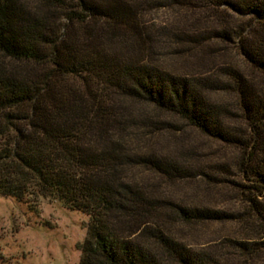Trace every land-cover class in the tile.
<instances>
[{"label": "trees", "instance_id": "16d2710c", "mask_svg": "<svg viewBox=\"0 0 264 264\" xmlns=\"http://www.w3.org/2000/svg\"><path fill=\"white\" fill-rule=\"evenodd\" d=\"M0 196L86 214L80 264H264V0H0Z\"/></svg>", "mask_w": 264, "mask_h": 264}, {"label": "rangeland", "instance_id": "374dc122", "mask_svg": "<svg viewBox=\"0 0 264 264\" xmlns=\"http://www.w3.org/2000/svg\"><path fill=\"white\" fill-rule=\"evenodd\" d=\"M154 16L161 20L177 18L170 10ZM185 137L200 149L203 159L213 158L223 150V145L197 131L189 130ZM159 139L161 148L168 150L171 145L164 142L165 138ZM88 223L86 214L60 202L42 199L29 203L0 196V264H80ZM220 231V226H212L185 232H192V236L204 241Z\"/></svg>", "mask_w": 264, "mask_h": 264}]
</instances>
